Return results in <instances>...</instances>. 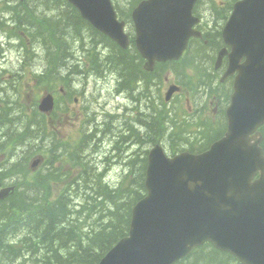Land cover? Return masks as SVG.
<instances>
[{"label":"trees","instance_id":"16d2710c","mask_svg":"<svg viewBox=\"0 0 264 264\" xmlns=\"http://www.w3.org/2000/svg\"><path fill=\"white\" fill-rule=\"evenodd\" d=\"M119 1L113 0L119 17L126 19L127 23L129 20L132 22L131 11L142 0H128L127 9H122ZM234 3L230 2L218 11L221 20L228 18ZM0 4L3 5L1 11L10 14V18H7V13L0 14V33L7 36L5 43L1 41L4 35L0 34V57L6 50V44L7 48L17 47L24 54L23 69L28 63L32 66L41 62L42 69L33 71L34 79L39 84L48 83L50 92L55 91L60 83L63 88L70 86L78 75L90 72L99 75L104 74V70L119 76V91L131 94L137 91L134 99L145 103L149 112L146 116L139 113L143 118L139 128H129V134L121 137L118 133V148H122L121 143L128 145L132 142L154 145L163 141L162 138L168 135L167 130L173 128L170 140L166 142V150L171 155L184 150L196 153L207 149L223 135L227 125L224 108L230 95L220 94L217 75L213 72L215 56L223 41V26L219 27L217 22L214 27L205 30V37L211 38L209 44L192 39L184 58L158 63L155 71L149 72L144 69V60L134 40L129 48L123 49L83 19L77 7L68 0H0ZM78 47L83 50V55L76 52ZM169 67L177 73L178 83L192 87V96L200 93L207 97L208 102L218 97L223 105L225 103L216 114V122L209 119L206 130H201L204 134L201 140L199 135L193 141L186 138L184 143H176L178 139L174 138L173 133L178 137L183 134L174 130L178 124L176 117L163 99L161 90L158 91L159 85L166 79L162 72L169 70ZM188 67L195 68L191 75L185 73ZM6 71L9 70L0 64V101L7 106V111L0 112V125L4 128L0 135V148L10 144L13 151L25 146V157H29H19L9 167L0 165V180L15 186V191L0 201V264H98L119 239L128 235L132 210L147 194L145 176L149 151L145 149L142 156L134 153L133 157L127 159V172L120 182L112 184L105 176L109 175L108 168L114 163V157L105 154L103 161L97 163L96 159L90 157L91 151L87 148L89 140L98 134V129L91 134L85 131L78 147L68 148L57 138L52 139L53 143H44V136L43 139L38 138L40 143L31 144L35 132L39 130L45 134L46 126L42 127L38 121L40 118H37L36 109L31 121L15 124L16 117L10 115V111L14 109L16 101L10 102L8 99L16 94L20 80L17 79L18 72H13L11 79H4ZM6 83L9 85L4 87ZM70 92L72 94L73 90ZM155 97L157 99L154 100ZM182 114L187 116L188 112L182 110ZM16 116L19 118L21 115ZM184 120L187 121L186 118ZM189 131L192 132V128ZM196 142L199 144L196 145ZM93 146L94 150L98 147ZM45 150L44 168L36 170L34 176L29 178V158ZM85 151H89L88 154ZM116 156L115 162L122 161L118 158L120 153ZM57 161L66 162L71 170L57 165ZM100 165H103V169L99 168ZM57 183L62 187L54 195ZM176 264L242 263L231 253L223 252L207 242Z\"/></svg>","mask_w":264,"mask_h":264},{"label":"water","instance_id":"95a60500","mask_svg":"<svg viewBox=\"0 0 264 264\" xmlns=\"http://www.w3.org/2000/svg\"><path fill=\"white\" fill-rule=\"evenodd\" d=\"M197 1L142 0L132 10L145 70L179 60L191 37H202L196 27L201 18L193 13ZM68 2L96 30L129 47L126 21L112 0ZM222 36L226 47L217 66L228 54L225 76L235 75L226 133L201 153L170 156L162 144L150 149L147 194L132 210L128 235L98 264H176L206 242L242 264H264V0H236ZM179 89L171 84L166 100ZM54 106V95L46 94L39 110ZM41 162V157L33 159L31 168ZM14 191L0 180V200Z\"/></svg>","mask_w":264,"mask_h":264},{"label":"rangeland","instance_id":"374dc122","mask_svg":"<svg viewBox=\"0 0 264 264\" xmlns=\"http://www.w3.org/2000/svg\"><path fill=\"white\" fill-rule=\"evenodd\" d=\"M200 2L201 3L198 4L197 10L199 14L204 15V23L207 25V27H214L215 22H217L216 25L222 27L224 26L223 23H225L226 19L221 20V18H219L218 16V11H220L222 8L227 6L230 2L231 3L236 2V0H201ZM119 3L120 6H123L122 9H127L129 7L128 0H120ZM2 6L3 5L0 4V14L4 15L7 13V18H10L9 12L1 11ZM228 13H230V11ZM127 29L129 34L132 36L133 31H135V28L133 27V21L132 22L131 20L128 21ZM0 34L4 35L1 41L6 43L7 42L6 34L3 33ZM4 46L6 47V50L0 57L1 58L0 64L2 65L3 68L9 70L4 73V79L5 78L11 79L13 72L14 73L18 72L17 79L19 78L20 80L19 82H17L18 93L15 91L16 94L13 95V98L12 97L9 98V96H7L10 102L16 101L14 109L10 111V115L13 114L15 117L16 115H21L19 118L18 117L14 118L15 124H19L22 122L27 123L33 119L32 114L34 109H36L39 115L37 118H40L38 119V121L42 123L41 126L47 127L45 130L47 131L46 132L47 134H42V132L39 131L35 132L36 133L34 134L35 138L31 137L30 140L31 144L40 143L41 142L40 139L41 138L43 139L44 136L46 138L44 143L47 142L53 143L52 139L57 138L58 140L61 139L65 143V146L68 145V148L74 146L78 147L80 140L82 138V134L85 131L91 134L95 129H98V134L96 135V137H92L89 140L88 146L89 148H91V152L94 153V154L89 153V155L91 157L93 154V158L97 160V163L103 161L105 154L106 156L110 155L112 158L114 157V163H112L108 168L109 170L108 173L110 174L107 177L108 182H111L112 184L120 182L123 175L127 172L128 165H126L125 163L127 159L133 157L134 153H138L140 154V156H142L145 149L149 151L154 146L153 144L143 145L134 142L128 145L126 144L124 145V143L123 144L121 143L120 146L122 148H118L116 146L117 145L116 139H118L119 134L120 137L125 134L128 135L129 134L128 129L131 128V126L133 128L135 127L139 128V125L142 124L140 120L143 118L140 117L139 113L141 112L143 113V116H146L147 113L149 112L145 104L142 107L141 105H143V103L138 102L136 99H133L138 95L136 91L134 92V94H131L128 91H119L120 78L119 76L116 77L117 74L104 70L103 72L104 74H99V75L98 74L95 75V73L92 72L87 73L86 75L81 74L82 76L78 75L76 76V79H73L71 81L70 86H65L67 90L69 91L73 90L71 96L66 99H64V97L61 96L62 91L60 90V88L62 87V83L58 84L55 88V93L57 97H59L58 107L56 110H54L52 115H47L45 114V112H40L38 110V105H40V101L42 100V97L51 91V87L48 83L45 84L37 83L33 75L34 70L39 71L40 69H42L43 66L42 63L36 62V64L32 66L28 63V65H25L23 69L22 62L24 59H26V57L24 56V54L20 53V49L16 47L17 50L15 51L14 47L9 46V48H7L6 44ZM76 52L80 55H83L81 54L83 50L80 49L79 47L77 48ZM173 71L174 70L169 67V70L162 72L164 76H167L169 79V81L165 80L163 81L164 83L162 82L161 85H159L158 91L161 90L163 99L166 91L170 87V83H178L177 73H174ZM185 73L187 75L192 74L191 71L189 70V67L186 68ZM8 85L9 84L6 83L4 87ZM158 91L156 90V93ZM76 96H78L77 103H75L74 101V98ZM131 98L133 101L131 100ZM154 99L157 98L155 97ZM129 100L131 101V103L129 102ZM206 101H207L206 96L200 93L195 96H192L190 92H187V86H184L182 93L173 96V99H171L170 103L166 102L167 104H169L170 109H172L173 115L176 117L175 119L177 120L178 123L177 126L174 127V130H176V132L183 134L182 137H178L176 136V133H173L175 135L174 138L177 137L178 139L176 140V143H184V139L186 138L187 140L193 141L195 137H198L199 135H201L200 136V140H201L204 135L201 132V130L202 131L206 130L209 119H213V123L216 122L217 120L216 111H217V105L219 104L218 98L211 99L209 102H213L214 103L213 106H210L208 104L206 110L203 113L201 114L196 113V110L200 108L202 105H204ZM4 110L7 111V106H5L3 101H0V112H3ZM182 110H186L188 112V115L185 116L184 114H182ZM174 111H176L177 113ZM184 118H186L187 121H185ZM201 118L204 120H202ZM98 120L101 122H99ZM192 123L195 124V126ZM190 128H192V132L189 131ZM2 129H4L3 126ZM101 129H105V130H101ZM172 130L171 128H169L167 130L168 135L162 138L163 141L162 140L159 141V143L163 144L164 148H167L166 142L170 140L169 136L172 134L171 133ZM183 130H187V131H183ZM194 130H196V132L198 133H196ZM132 140L130 139V141ZM197 144H199V142L198 143L196 142V145ZM93 145L99 146L96 148H99L98 150L100 151L96 149L94 151ZM12 149L13 148L12 146H10V144H8V146L4 148H0L1 166L9 167V165L14 161L18 160L20 156L22 159L29 157V156L25 157L26 155V152L24 150L25 146H20L13 151ZM118 153H120V156L118 158L123 160V161H119V163L115 162V158H117V156L115 157V155H118ZM35 155L36 158L41 157L44 160V158L47 156V153L45 150L44 152L40 151L33 154L29 158V162H31V164L33 163V157ZM43 162H41L40 164H42ZM40 164L33 169L30 168V174L28 175L29 178H32L34 176L35 172H37L35 170L39 169ZM56 164L61 165V167H63L64 169L71 170V167L67 165L66 162L57 161ZM103 165H100L99 168L103 169ZM43 168L44 167H41L40 169ZM74 173L75 175L78 174L77 172ZM61 187H62L61 184L57 183L56 187L54 188V195L58 191H60Z\"/></svg>","mask_w":264,"mask_h":264},{"label":"flooded vegetation","instance_id":"af4514ba","mask_svg":"<svg viewBox=\"0 0 264 264\" xmlns=\"http://www.w3.org/2000/svg\"><path fill=\"white\" fill-rule=\"evenodd\" d=\"M198 4H199V0H198V3L195 5V8H194V14H196V15H198V16H200V17L202 18V22L196 24V26H197V28H198L199 30H201V31L203 32V36H202L201 38H199V37H191V40H192V39H197V40H199V41L204 42V44L207 45V44L210 43L211 38H207V37H205V33H207L205 30H206V28H211V27H207V25L204 23V15H203V14H202V15L199 14V12L197 11ZM210 35L212 36V34H210ZM221 36H222V32H221ZM222 39H223V41H222V43L219 45V48H220V49L217 51V54H216V56H215V62H214L213 72H214L215 75H217V81H218V84H217V85H218V87H219V89H220V91H219L220 94H224V93H226L227 95H230V98H229V101H230V99H231V95H232L231 93H232V91H233V86H234L233 81H234V77H235V75H228V76H225V74H226V72H227V71H226V70H227V66H228V64H229V60H230L229 57H228V54L225 55V56L222 58V62H221V64H220L219 66H217V61H218L217 58H218L219 52H220L221 49H223L224 47H226V46H225V43H224V38H223V36H222ZM191 40H190V42H191ZM190 42H189V44H190ZM192 44H194V43H192ZM227 48L229 49V51H231V48H230L229 46H227ZM188 52H189V50L186 49V51L184 52V54L182 55L181 58H184ZM181 58H180V59H181ZM180 59H179V60H173V61H180ZM156 67H157V66H156ZM189 70H190L191 73H192L193 68H189ZM166 79H167V81H169L168 78H166ZM172 84H176V85H178V86L180 87V89H179L177 92H175V93L173 94V96H175V95H177V94H179V93H182L183 88H184L185 85H183L182 83H181V84H180V83H172ZM170 85H171V84H170ZM191 88H192V87H191L190 85H187V92H190ZM60 90L62 91L61 96H63L64 99H66V98H68V97L71 96V92H70L69 90H67L65 87H64V88L61 87ZM52 94L54 95V102H55L54 110H56L57 107H58V99H59V97H57L55 91H53ZM215 98H218V97H215ZM215 98H213V99H215ZM74 101H75V103L78 102V96H76V97L74 98ZM218 101H219V104L217 105V111H216L217 114H218V112L221 110L222 106L225 105V103H224V105H223L219 99H218ZM208 104H209L210 106H213L214 103H213V102H209V103H208V102L206 101L204 105H202L200 108H198V109L196 110V113H197V114H201V113H203V112L206 110ZM228 104H229V102H228ZM228 104H227L226 107L224 108V110H225V118L227 119V125H226V129H225L223 135L226 133V131H227V126H228V118H227V116H226V110H227V108H228ZM220 106H221V107H220ZM54 110L49 111V112H47L46 114H47V115H52V113L54 112ZM201 119H202V118H201ZM2 132H3L2 125H0V135H1ZM262 133H263V136H264V126L262 127ZM263 140H264V138H263ZM211 145H212V144H210V146H211ZM210 146H209V147H210ZM209 147H208V148H209ZM208 148L205 149V150H203V151L196 152V153L204 152V151L208 150ZM263 148H264V142H263ZM192 153H194V152H192ZM196 153H195V154H196ZM41 167H42V166H41V164H40L39 169H40ZM39 169H38V170H39ZM7 185H9V184H7V183H5V182H2V186H7Z\"/></svg>","mask_w":264,"mask_h":264},{"label":"bare ground","instance_id":"6f19581e","mask_svg":"<svg viewBox=\"0 0 264 264\" xmlns=\"http://www.w3.org/2000/svg\"><path fill=\"white\" fill-rule=\"evenodd\" d=\"M24 22V21H23ZM13 31V30H12ZM12 36V35H11ZM12 40H14V39H12ZM15 41V40H14ZM12 43V42H11ZM4 45V44H3ZM1 48V47H0ZM47 48V47H46ZM6 49V48H5ZM44 49V48H43ZM17 49L15 48V51H16ZM4 52V51H3ZM15 53V52H14ZM47 53V52H46ZM108 54V53H107ZM15 55V54H14ZM47 55V54H46ZM10 58V57H9ZM101 71V70H100ZM116 77H118V76H116ZM125 80V79H124ZM123 80V81H124ZM97 87V86H96ZM133 87V86H132ZM10 89V88H9ZM82 89V88H81ZM122 89V88H121ZM131 91V90H130ZM137 92V91H136ZM122 94V93H121ZM138 94V93H137ZM98 96V95H97ZM108 98V97H107ZM134 99V98H133ZM95 100V99H94ZM131 100H132V98H131ZM139 100V99H138ZM155 100V99H154ZM106 101V100H105ZM128 101V100H127ZM133 101V100H132ZM129 102L131 103V101L129 100ZM129 104V103H128ZM145 104V103H144ZM144 104L143 105H141L142 107L144 106ZM130 105V104H129ZM135 105V104H134ZM139 105V104H138ZM156 105V104H155ZM103 106V105H102ZM130 107V106H129ZM155 108V107H154ZM96 109V108H95ZM157 109V108H156ZM118 110V109H117ZM116 110V111H117ZM123 110V109H122ZM131 110V109H130ZM136 110V109H135ZM144 110V109H143ZM157 110H159V109H157ZM119 111V110H118ZM125 111V110H124ZM146 111V110H145ZM130 112V111H129ZM147 112V111H146ZM115 113V112H114ZM130 114V113H129ZM163 114V113H162ZM121 115V114H120ZM126 115H127V113H126ZM12 116H14V115H12ZM16 118H17V116H16ZM12 119V118H11ZM118 120V119H117ZM99 121V120H98ZM105 121V120H104ZM99 122H101V121H99ZM137 123V122H136ZM35 125V124H34ZM133 125V124H132ZM141 125V124H140ZM139 125V126H140ZM33 126V125H32ZM100 126V125H99ZM103 126V125H102ZM137 127H138V125H137ZM47 128V127H46ZM101 128V127H100ZM105 128V127H104ZM131 128H133L132 126H131ZM136 128V127H135ZM19 129V128H18ZM114 129V128H113ZM134 129V128H133ZM34 130V129H33ZM102 130V129H101ZM116 130V129H115ZM114 130V131H115ZM39 131V130H38ZM107 131V130H106ZM110 131V130H109ZM93 132H95V131H93ZM112 132V131H111ZM36 134V133H35ZM45 134H47V133H45ZM114 134V133H113ZM47 136V135H46ZM41 141V140H40ZM107 141V140H106ZM35 142V141H34ZM90 142H93V141H90ZM99 142V141H98ZM37 144V143H36ZM92 144V143H91ZM105 145V144H104ZM89 147V146H88ZM87 147V148H88ZM99 147V146H98ZM107 147V146H106ZM90 149V148H89ZM95 149H97V148H95ZM99 149V148H98ZM103 149V148H102ZM82 150V149H81ZM51 151V150H50ZM49 151V152H50ZM90 151H91V149H90ZM95 151V150H94ZM98 151H100V150H98ZM110 151V150H109ZM84 152V151H83ZM82 152V153H83ZM87 151H85V153H86ZM89 152V151H88ZM15 153V152H14ZM91 153H93V152H91ZM98 153V152H97ZM100 153V152H99ZM102 153V152H101ZM106 153V152H105ZM23 154V153H22ZM63 154V153H62ZM94 154V153H93ZM93 154H92V159H93ZM20 155V154H19ZM84 155V154H83ZM87 155V154H86ZM99 155V154H98ZM13 156V155H12ZM85 156V155H84ZM21 157V156H20ZM89 157V156H88ZM97 157V156H96ZM13 158V157H12ZM19 160V159H18ZM54 161H56V160H54ZM123 161V160H122ZM103 174V173H102ZM110 174V173H109ZM94 175V174H93ZM91 176V175H90ZM111 176V175H110ZM29 177V176H28ZM105 177H108V176H105ZM25 181V180H24ZM20 183V182H19ZM24 183V182H23ZM89 184V183H88ZM22 185V184H21ZM85 188V187H84ZM16 194V193H15ZM71 195V194H70ZM73 198V197H72ZM72 206V205H71Z\"/></svg>","mask_w":264,"mask_h":264}]
</instances>
